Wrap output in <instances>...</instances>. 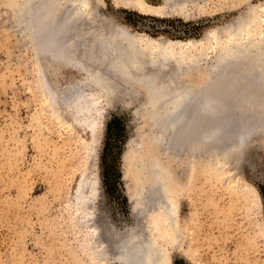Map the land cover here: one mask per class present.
<instances>
[{"label": "rangeland", "instance_id": "obj_1", "mask_svg": "<svg viewBox=\"0 0 264 264\" xmlns=\"http://www.w3.org/2000/svg\"><path fill=\"white\" fill-rule=\"evenodd\" d=\"M21 1L0 0V264H118L114 260L110 263L102 259L95 261L91 252L90 231L100 230L97 243L107 245L111 250L110 245L117 246L122 238L120 235L126 234L123 231L133 225L149 241L155 237L160 239L158 251L171 264H264V121L257 120L256 127L242 148L232 152L231 144L238 137L232 133L234 130L230 134L231 129L226 127L227 124L238 122L244 127L249 115L254 117L261 108L263 110L264 105L256 106L253 98L248 104L243 103L239 96H232L236 103L240 100L236 104L231 96L227 100V97L221 99L226 94L219 91L213 99L219 108L223 107L220 108L222 111L214 107L216 104L213 102L210 109L206 103L198 107V111L216 117L217 121L212 118V122L218 125L212 133L216 130L221 132L225 127L227 129V133L216 131V140H208L216 143L213 149L209 148L213 153L207 151V155L201 156L199 143L188 164H184L185 158L177 162L169 160L168 156L172 152L170 146L166 147V154L158 156L157 153H150L155 147H147L150 140L155 144L158 141L155 138L146 141L151 129L143 116L144 106L126 103L123 98H116L118 93L112 96L115 97L112 101H107L105 97L99 99V93H94L97 96L94 97L93 91L88 88L84 89L87 100L90 97L96 99L91 107H87L91 112L82 111L75 105H55L48 99L41 74L46 75L48 84L58 91L71 86L82 89L81 84L86 80V75L61 62V58L50 55L49 51L35 50L29 30L18 12ZM60 2H45L53 16L61 12L60 8L54 7ZM89 2L95 22L87 20L88 17L78 13L77 8L76 14L79 16L76 22L81 25L78 34L80 40L89 24L97 27L98 23L104 25L102 21L109 20L115 27L123 28L130 34L144 35L146 41L195 43L192 50L186 49L184 54L182 50L181 53L173 52L171 57V64H175V59L182 54L183 57L204 55L192 66L194 70L187 69L190 65L188 61L181 63L185 69L184 74H180L181 80L190 85L194 92L199 93L203 83L211 80L213 73L210 67L216 64V56L223 50L222 45L234 48L236 43L250 41L259 49L260 40L264 48V0ZM71 24L75 26V21ZM238 25L234 27L235 30L231 29ZM243 29H248V32ZM216 31L219 34L214 36ZM235 31H243L241 39L237 41V36L234 38L229 35ZM179 65L175 64L176 67ZM146 72L148 69L143 71ZM260 73L264 75L262 70H253L252 75ZM239 77L241 75H230L226 79L238 81ZM244 79L246 81L240 83L247 86H243V90L240 84L239 90L251 91L254 87V90L263 91L262 81ZM131 88L144 95L140 85L135 84ZM225 109L224 112L232 117L224 114ZM248 109L256 112L251 113ZM261 110L259 112H263ZM202 112L200 114L203 117ZM87 116L96 118L95 126L88 122ZM196 117L194 121L199 124L201 117ZM113 119H118L122 125L119 128L120 143L117 144L116 156L118 187L116 196L108 199L104 194L103 159L108 143L106 129ZM225 133H229V136L226 137ZM225 137L226 141L223 140ZM138 142H142L143 147L138 153L139 160L144 162H141L144 165L140 167V179L134 176L130 168L131 154ZM218 144H221V148ZM223 144L229 145V148L223 147ZM192 145H195L194 141ZM223 148L226 152L228 148L229 155L223 152ZM141 156L144 157L140 159ZM223 157L227 164H222L225 162ZM153 161L155 164L158 162L159 167ZM168 169L169 179L164 188L178 186L179 189V193H171L170 205L178 217L180 246H174L167 235L162 238L164 235L157 234L160 232L157 226L163 217L159 211L150 208V202L144 204V213L136 214L132 212L136 209V202L129 199L139 181L143 187L154 181L155 174L163 175ZM133 170L138 171L136 167ZM124 172L130 174L129 181H125ZM94 183L100 187L97 214L91 210L97 220L87 223L78 218L76 204L80 188H93ZM111 230L115 232L108 233ZM113 250L110 253L112 255Z\"/></svg>", "mask_w": 264, "mask_h": 264}, {"label": "bare ground", "instance_id": "obj_2", "mask_svg": "<svg viewBox=\"0 0 264 264\" xmlns=\"http://www.w3.org/2000/svg\"><path fill=\"white\" fill-rule=\"evenodd\" d=\"M46 1L47 0H22L21 4L18 6V12L20 13L21 21L26 24V26L29 30L30 39H31L33 46L35 47V50L36 51H40V50L41 51H49L50 55L57 57V58H61V62L63 61L69 67L77 68V69L81 70L82 72H84V75H86V80L85 81L83 80V82L81 84V86L83 85L82 89L81 88L74 89V87L71 86L70 88H68L66 90L58 91V89L56 90L48 84V82L45 79L46 75L42 76V74H41L42 84L44 86H46L45 92L47 94V97L55 105H57V103H64V105H66V106L67 105H70V106L75 105L76 107L81 108L82 111L86 110L88 112H91L90 109L87 110V107L88 106L91 107L93 101L96 99L90 97V100H87L88 98L86 97L85 92H84L85 88H88L91 91H93V95H94V93H96V95H97V93H99V95H98L99 99L101 97H105V99L107 101H112L115 98L112 96L115 93H118V94H116L117 95L116 98L120 97V98H123L125 100V98L127 97L126 94H128L127 90H125V88H127V86L123 84L124 80H122L123 82L119 81L121 79H124L125 75H159L161 72L159 70L158 61H162L161 56H158V51H160V49L165 50L166 53L169 52V54H174V53L176 54V52H179V51L181 53V50H182V52L184 50L186 51V49H187V51L188 50L190 51V50H192V47L195 45V43H192V44L180 43V42L176 43V42H169V41H162V40H158L156 42H150V41H146L144 39V35L143 36L142 35H133L131 33L132 35L128 36L126 30L123 28L114 27L113 29L110 28V30H109L106 27H102L105 25H102L99 23H98L97 27H94V26L92 27V25L89 24V26L86 29H84L87 31L85 33H83V31H82L83 35H81V36L83 38L81 37L82 40H80L78 34L81 31V29H80L81 25L79 26L77 24L78 22H76V18H77V16H79V14L78 15L76 14L77 8L79 9L78 13H81L82 15L88 17V19L85 17L87 20L91 19V22H95L93 19L94 11L92 9V6H91V3L89 2V0H61L59 5L57 4L54 6L56 9L60 8V10H61V12L56 14V16H53L50 9H48L45 6ZM58 2H59V0H58ZM158 13H161V12H158ZM81 20H83V19H81ZM72 21H75V26L73 24H71ZM96 22H98V21H96ZM240 26L242 27L243 25H240ZM237 27H239V26H235V28H237ZM243 31L248 32V29L247 30L243 29ZM243 31L240 33H239V31L238 32L235 31L234 33H231L229 35H232L233 37L237 36L238 38L235 39V41H237V40L241 39L240 35H241V33H243ZM213 34H214V36H216L219 34V31H216ZM258 43L261 46V48L258 47L259 49H257L256 47H254L252 45L253 46L252 50H248V51L242 50L243 55L240 57L239 61L236 60V58H233L234 55L230 53L229 55H231V56L233 55V57H232L233 60L229 59L227 64L217 65L218 61H219L218 56L221 52L219 54H217L216 57H217L218 61L216 62V64L213 65L215 67L211 66V68H212L211 70H212L213 74H212L211 80L208 81V83L206 84L207 87L204 88V86H203L202 90L199 93L194 92L193 90H192L193 93L191 92L190 94L188 92H186L184 94L182 101L179 104H177V106L175 108H174V104L171 103L172 101L168 100V99H170V97H168V96H171V94H173L174 91H170L169 94L166 93V96L168 98H166V99L163 98V100L160 102V104L162 105V108H163L162 110H164L165 112L168 111L170 108L172 110H174V113H176L177 116H179V122H178L179 123L178 124L179 125L178 126L179 132L184 133V135H183V137L181 136L182 139H179L178 138L179 136L176 135L174 137V139L171 140L172 133H170L168 140H160L157 142V144L154 147V149H155L154 153H157L158 156L162 155V154H166L167 151H165V149H167L166 147L170 146L169 148H172V152L170 151L171 153L169 154V156L167 155L169 157V160L177 162V161H179L180 158L181 159L185 158L184 164H188L190 162V159H192L194 157V156H191V155H193V150H195L196 145L200 143L201 146L199 145V147L202 148V151H200L199 153L201 154V156L207 155L206 154L207 151H210V150L209 149L206 150L204 148V144H205V142H207L209 144V142H210V141H208L209 139H215L217 137L216 136L217 130L214 131V133H212L213 132L212 130L216 129L215 127H217L218 123L214 121L215 124L217 123L215 126L212 121L216 120V117H214V116L210 117V116L206 115L207 113L204 114V112H202L200 110L198 111V107H200V105L206 103L210 109V106H212L211 105L212 102L215 103L213 96L215 97V95L219 91L224 92L226 94V96L225 95L221 96L222 95L221 94L220 95L221 99H223L224 97H227L226 98V100H227V99H229L228 97H230V96L231 97L232 96H234V97L239 96L240 100L243 101V103L245 102V103L251 104V102H249V101H251V99L253 98L254 99L253 103L257 104L256 106H259L258 104L264 105V94H263L264 93V84H261V85H263L262 86L263 91L262 90L261 91L260 90H254V87H252L253 89L251 91H247L246 89H245L246 91H242V90H239L240 88L238 89L239 85L241 84L240 81L241 82L244 80L246 81V79H244V78H247L250 81H253V80L254 81H262L264 83V75L263 74L261 75V73H260V75L259 74L255 75V76L252 75L253 70L254 71H256V70L264 71L263 43L260 40L258 41ZM244 44L246 46H244L243 49H246L249 47V46H247L248 43H244ZM225 46L226 45H222L221 48L225 47ZM228 47L231 48L232 46H228ZM222 49H220V50H222ZM224 49L222 51H224ZM147 51L149 53L151 51L152 52L150 54H148ZM227 51L228 50H225L223 55H225L227 53ZM251 52L255 55H251ZM141 53H143V55L146 56L145 57L146 60H148L151 63L150 67H147L148 72H146V73H143V71L146 68H144L143 70L137 69L139 67H137L136 69L133 68V67H136L139 65V62H140L139 57L142 55ZM183 54H184V52H183ZM182 55H180V56H182ZM187 56H189V55H187ZM200 57H201V55H200ZM202 57H204V55ZM137 61H138V63H136ZM176 61L179 62L177 58H176ZM172 64L175 65L177 63L175 62V64H174L172 62ZM195 64H197V63L195 62ZM180 65L184 66L182 64H180ZM188 66H191V65H188ZM192 66H195V65L193 64ZM192 66L189 68L187 67V69H193L194 70L195 67H192ZM131 67H132V69L129 71V69ZM176 71H177L176 73L179 74V70L177 69ZM161 75L165 76L164 73H161ZM230 75H234V76L235 75H241V77L238 78V81H232L230 79H226V78H229ZM147 77H148V79H151L149 76H147ZM233 79H234V77H233ZM154 82L156 83L155 80H154ZM258 84H256V85H258ZM243 86L244 85H242V89H243ZM246 86H247V84H246ZM246 86H244V87H246ZM248 87H249V85H248ZM188 94H189V96L187 97ZM93 95L91 94V96H93ZM96 95H94V97ZM190 95H191V97H190ZM216 98H217V96H216ZM221 99L219 101H222ZM240 100H238V102ZM166 101H169V103L168 104L165 103ZM178 101H180V100H178ZM233 101H234V103H236V100H234V98H233ZM233 101L231 100L232 104H233ZM240 104H238V105H240ZM216 106H217V104L214 107H216ZM144 107H143V110L145 113L146 111H145ZM251 107H253V106H251ZM220 108L218 107L219 110H220ZM215 109L217 110V108H214V110ZM226 109L223 110V112L224 111L226 112ZM238 109H239V107H238ZM241 109H243V108H241ZM259 109L260 108H258V110ZM220 111H222V110H220ZM242 111H244V110H242ZM248 111H251V110L248 109ZM259 111H258L259 115L256 113V115H254V117L252 115H249V117H248L249 121L247 123H245L244 127L239 125L238 124L239 122L237 124H234V125L227 124L226 127L231 129L230 134H231L232 130H234L232 133H235L238 137L236 146H234V145H233V147L230 146L231 147L230 152H232V150H240L242 148L246 139L250 136V134L253 132V129L256 127L257 120L258 121L259 120L264 121V117H262V116H264L263 115L264 108H263V110H261L263 112H259ZM201 112L203 113V117L200 114ZM225 112H224V114L232 117L231 115H228ZM254 112H256V111L254 110ZM254 112L251 111V113H254ZM251 113H249V114H251ZM160 114H163V112ZM198 115H200L201 118ZM216 115H218V114H216ZM242 115H243V113H242ZM196 116H198L200 118L199 124H198V121L196 123L194 121V117H196ZM219 116L220 115H218V117ZM255 116H258V118H255ZM90 117L91 116L86 117V118H89L88 122L92 126H95V121H96L95 119L96 118L94 119L93 117H91V118ZM198 117H196V118H198ZM212 118H215V119L212 120ZM218 120H220V119H218ZM222 121H225V120H222ZM234 121H236V120H234ZM243 121H241V123ZM263 121H262V123H263ZM211 123L213 125H211ZM170 127L171 126L168 127V130L173 131V129H171L172 127L171 128ZM226 127H225V129H226ZM225 129H223L222 131H226V133H227V129L226 130ZM219 130H221V129H219ZM199 131L201 132L200 134L198 133ZM217 132H220V131H217ZM192 133H193V135H192ZM194 133L197 134L198 137L195 136ZM226 133H225L226 137L229 136L228 135L229 133L228 134H226ZM207 134H208V137H207ZM222 136H224V134L221 135V137ZM226 137H225V139H223L224 141L227 140ZM218 138H219L218 140H220V135ZM155 140L157 141V139H155ZM223 140H221V141H223ZM193 141L195 142L194 146L192 145ZM213 144H216V143H213ZM219 146H220L219 148H221V144ZM224 146L229 148V145H227V144L226 145L223 144V147ZM136 147L137 148L133 149V152L131 154L130 168H132L134 176L135 177L137 176L140 179L141 178L140 177V171L142 169L140 167H142L144 165V164H142L144 162L143 161H141L142 163L140 162L138 153L143 150L142 142L136 143ZM197 147H198V145H197ZM228 148H227V151H228ZM216 150L217 149H215V151ZM222 150H224L223 152H226L225 148H223ZM219 151H221V149ZM213 152H211V153H213ZM216 152H218V150ZM218 153H220V152H218ZM221 154L223 155V153H221ZM235 154H237V152ZM226 155H228V154L226 153ZM217 156H220V154H217ZM140 159H141V157H140ZM223 160H224V157H223ZM154 161H156V160L154 159ZM154 161H153V163H154ZM157 163L156 164L154 163V164L159 167V165H157ZM159 164H161V163L159 162ZM222 164H224V162ZM135 167L138 170L137 172H135V170H133V168H135ZM152 169H153V167H152ZM152 169H151V172H153ZM145 170H147V168ZM164 172H166V171L164 170ZM124 174H125V178H124L125 181H129L128 178L130 177V174L128 173V175H127L126 172H124ZM168 179H169V169L163 175L161 173L158 175L155 174V176L153 178L154 181L148 182V184L146 183L145 186H143L144 188L141 186L140 181H139L138 186L134 190V193L133 194L130 193L129 199L132 202H136V209L132 210V212L136 213V214L137 213L138 214L144 213L142 211L144 204L147 202H150L151 203V204H149V205H151L150 208L155 209L156 211H159L163 217L161 224H158V226H157L158 229L156 228L157 231H160V232H157V234L159 233L161 236L164 235L162 238H164L167 235V238L171 239L169 241H172L171 243L174 246H177V245H179V238H180L179 237L180 233H179V226H178V217H177V214L173 213L171 205H170V201H171V197H172L171 193H176V192L179 193L178 192L179 189H177L178 186L174 187V188L171 187L169 189H168L169 186L167 187V189L164 188L165 185L167 184ZM170 184H171V182H170ZM83 188L82 189L80 188V191H79L80 195L78 198V202L76 204V208L78 210V218L84 219L85 221H87V223L89 221L95 222V220H97V219H94L96 216L95 217L92 216L91 210L93 211V214H95V215L97 214L96 204H97L98 199H99V192H100L99 188L100 187H99L98 183H94L93 188H85V189H83ZM142 189H144L143 192H142ZM180 189L182 190V188H180ZM144 210H145V208H144ZM154 231H155V229H154ZM99 232H100V230H98V232H97V229H93L92 231H90V235L92 237L91 252L95 256V259H96L95 261H97V262L102 259L103 261H105L107 263H110L111 260H114L118 264H143L142 258H143V256L145 258V255L148 254V256H150V261L147 264H171L170 260L169 259L165 260V256L158 251V246L161 244L160 239L158 237L157 238L155 237V239L151 238L149 241L148 237L143 235L141 230L134 227V225L129 226L128 228H126V231H123L126 234L125 235L121 234L122 236L120 235V237H122V238L119 237L121 240H120L119 244H117V246L110 245L111 250L114 248L113 255L110 254L111 250L108 248L107 245H101L99 241H98L99 243H97V240H98L99 235H100ZM110 232H115V231H112V230L108 231V233H110ZM107 235H109V234H107ZM151 235H153V234H151ZM108 238H109V236H108ZM113 238L114 237H112V239ZM109 250H110V252H109ZM111 255L113 257H111Z\"/></svg>", "mask_w": 264, "mask_h": 264}, {"label": "water", "instance_id": "obj_3", "mask_svg": "<svg viewBox=\"0 0 264 264\" xmlns=\"http://www.w3.org/2000/svg\"><path fill=\"white\" fill-rule=\"evenodd\" d=\"M102 22H104L103 24L105 25L102 27H106L109 30H110V28L113 29L115 27L113 25V23L109 20H105ZM232 27L234 28L235 26H232ZM232 27H231V29L235 30V28L233 29ZM126 32H127L128 36L132 35L128 31H126ZM228 32L229 31H227V33ZM251 43L252 42L249 41L247 46H250V47H248L246 49H243V47L246 45L245 44L243 45L241 43H236L234 45V47H236V48H233V47L229 48L228 46L223 47V49L224 48L225 49H224V51H221V53L219 54V56H218L219 61L217 60L218 61L217 65L227 64L228 60L229 59L233 60V58H236V60L239 61L240 57L243 55L242 50H247V51L252 50L253 46ZM225 50H228L227 51L228 54L226 53L225 55H223ZM230 53L233 54L234 57H233V55L232 56L229 55ZM141 54L142 55L139 57L140 58L139 65L136 67H133V68L136 69L137 67H139L137 69H140V70H143L144 68L148 69L147 67H150L151 63L148 60H146V58H145L146 56L143 55V53H141ZM251 55H255V54H253L251 52ZM158 56H161V59H162V61H158L159 70L161 73H164L165 76L161 75V73L159 75H125V76L123 75L124 79H121L119 81L123 82L122 80H124L123 84L127 86V88H125V90H127V92H128V94H126L127 97L125 98L124 101L126 103H132V104L137 103L140 106L146 107V109H145L146 112L144 113L143 116L146 117V119L148 120L149 125H150L149 127L151 129L150 133L147 134L148 139L146 141L150 140L151 138H155V139H157V141L168 140L170 133H172L171 140H173L176 135L179 136L178 137L179 139H182L184 133H180L179 129H178L179 116H177V114L174 113V110H172L171 108L166 112L164 110H162L163 108H162V105L160 104V102L163 100V98L166 99V98L170 97V99H168V100L172 101L171 103L174 104V108H175L177 106V104H179L182 101L184 94L186 92H188L190 94L193 89L190 85H188L187 83H185L181 80V76L184 74L185 69L182 66L176 67L175 65H172L170 63L172 54H169V52L166 53L165 50L160 49V51H158ZM198 58H200V55H191V56H187L185 58L182 56H178L177 59L179 62H177V64H181L183 61L186 63V61H188L190 63V65L192 66L193 64H195V62L197 61ZM191 66H188V68ZM212 67H215V66H212ZM131 69H132V67L129 69V71ZM177 69L179 70V74L176 73ZM180 74H182V75H180ZM147 76H149L151 79H148ZM154 80L156 81V83L154 82ZM135 84H138L141 86V88L143 89L144 95H143V93H142V95L139 94V92H137L136 90L131 88ZM206 84H207V82L203 83L204 88L207 87ZM170 91H174V93L171 94L172 97L171 96L167 97L166 93L169 94ZM189 94L187 95V97L189 96ZM190 97H191V95H190ZM178 100H180V101H178ZM165 103L168 104L169 101H166ZM162 112H163V114H160ZM169 126L172 127V128L171 127L170 128L173 129V131L168 130ZM192 135H193V133H192ZM194 135L198 137L197 134L194 133ZM233 140L234 141L232 142L231 146H233V145L236 146L237 140H235V139H233ZM155 143L150 140V144L147 147L148 148L151 146L154 147V145H156ZM213 143L214 142H210L209 144L207 142H205V144L203 143L204 148L206 150H208L209 148L210 149L214 148L215 144H213ZM152 152H155L154 148L151 150L150 153H152ZM226 153L229 155L228 151ZM143 157L144 156H141V158H143ZM224 163L227 164L228 163L227 160ZM148 164L150 165V162H148ZM122 179H123V175H122ZM110 244H111V241H110ZM149 261H150V256H148V254L145 255V258L143 256V258H142L143 264H147Z\"/></svg>", "mask_w": 264, "mask_h": 264}, {"label": "flooded vegetation", "instance_id": "obj_4", "mask_svg": "<svg viewBox=\"0 0 264 264\" xmlns=\"http://www.w3.org/2000/svg\"><path fill=\"white\" fill-rule=\"evenodd\" d=\"M122 123L118 119H113L107 125L106 134V149H104V194L106 198L113 199L116 196L118 187V174L116 172V156L118 155V142L120 143L119 128ZM110 149V151L108 150ZM109 151V152H108ZM117 151V152H116ZM106 152L109 155H106ZM107 153V154H108ZM108 158V159H107Z\"/></svg>", "mask_w": 264, "mask_h": 264}]
</instances>
